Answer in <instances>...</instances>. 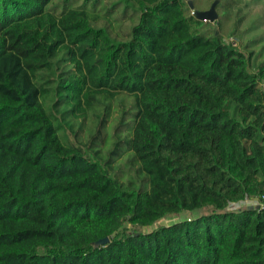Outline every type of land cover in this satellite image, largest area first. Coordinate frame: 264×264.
<instances>
[{
    "label": "trees",
    "instance_id": "trees-1",
    "mask_svg": "<svg viewBox=\"0 0 264 264\" xmlns=\"http://www.w3.org/2000/svg\"><path fill=\"white\" fill-rule=\"evenodd\" d=\"M210 26L185 0H0V264H264V207L227 210L264 204V34L247 56ZM121 95L102 166L74 138Z\"/></svg>",
    "mask_w": 264,
    "mask_h": 264
},
{
    "label": "rangeland",
    "instance_id": "rangeland-1",
    "mask_svg": "<svg viewBox=\"0 0 264 264\" xmlns=\"http://www.w3.org/2000/svg\"><path fill=\"white\" fill-rule=\"evenodd\" d=\"M190 1H192L195 10L206 11L210 8L211 4L215 0ZM220 2L221 0H218V3L215 6V11L218 16L217 21H215L214 23H205H209L211 25L210 29H213L215 32H217V34L222 35L226 42H231L234 47L248 56L249 52L252 51L250 47H247L249 42L256 36L264 34V0H239L238 7L232 10L229 16H227L224 13L223 9L220 7ZM190 12L192 13L191 10ZM251 60L252 66H255L260 62H264V51L260 54L259 48H256L253 52ZM122 99H124L123 95L114 97L110 101L112 112L111 114H109V118L107 119V126L102 129V135L99 138L90 141L91 136L95 133L98 123L97 119H95L94 121L92 118H89L90 121H88V119L85 121L84 132H82V134L79 135L77 139L74 138L75 142L83 147L84 152L88 156L92 157L95 161L99 162L102 166H106L104 164V161L110 158V153L114 148V142L117 141L118 138H122V136L119 135L118 138L115 137V127L118 121L117 116L119 113L118 108L120 109L119 104ZM125 105H127V101ZM229 107L232 108V104H229ZM61 109L63 110L64 107H61ZM61 109H59V112H61ZM95 112L97 114L105 113L103 109L97 110ZM54 116L57 119V122H61L60 116L57 113ZM90 116L91 115H89V117ZM66 119L68 120L67 117ZM75 124V130L77 131V129L79 128V124ZM63 128L68 131V128L64 125ZM63 128H61L60 130H62ZM60 130L58 129V135L62 143L68 144V138L63 136ZM70 139L73 140L72 137H70ZM87 141L88 144L86 145ZM119 150L124 151L125 147L123 146ZM130 155L131 153H127L120 160H116L113 163V166L115 168V171H117L120 177H122L121 181H123L124 184H127V182L131 181V185L129 186V188L137 190L138 188L143 187V183L141 181V176L135 174L136 165L132 164L131 166V164L129 165L126 163L127 157H130ZM262 204L263 202L261 201V198H253L247 201L232 204L227 210L238 212L249 207H261L260 205ZM206 213H208L207 209H203L193 214L183 212L178 216H171L166 219L160 220L149 229H139L137 227L132 229L130 226H126V229L127 231H129V233L134 232L135 230L137 232H148L154 230L159 226L170 225L171 223L180 221L181 219H187L196 214L202 215Z\"/></svg>",
    "mask_w": 264,
    "mask_h": 264
},
{
    "label": "water",
    "instance_id": "water-1",
    "mask_svg": "<svg viewBox=\"0 0 264 264\" xmlns=\"http://www.w3.org/2000/svg\"><path fill=\"white\" fill-rule=\"evenodd\" d=\"M186 1H187V5H188L189 10L192 11V15L196 20H198L200 22H209V23H214L215 21H217L218 16H217V13L215 11V6L218 3V0H215L211 4L210 8L206 11L195 10L192 1H190V0H186ZM215 33L217 34V32H215ZM256 209H258V207H256ZM109 243H110L109 237H105V238L95 242L93 247L98 248L101 246H105Z\"/></svg>",
    "mask_w": 264,
    "mask_h": 264
},
{
    "label": "built area",
    "instance_id": "built-area-1",
    "mask_svg": "<svg viewBox=\"0 0 264 264\" xmlns=\"http://www.w3.org/2000/svg\"><path fill=\"white\" fill-rule=\"evenodd\" d=\"M263 200V198L261 199V201ZM247 201V200H246ZM232 205V204H231ZM261 207L258 206V209H262L264 207V204L260 205ZM229 208V207H228ZM251 208V207H249ZM253 209H256V207H254Z\"/></svg>",
    "mask_w": 264,
    "mask_h": 264
}]
</instances>
